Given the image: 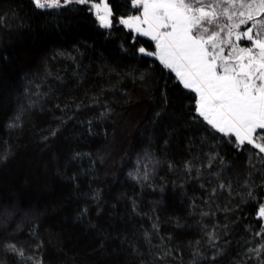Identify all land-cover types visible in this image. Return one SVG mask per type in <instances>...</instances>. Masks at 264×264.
Here are the masks:
<instances>
[{"label":"trees","instance_id":"obj_1","mask_svg":"<svg viewBox=\"0 0 264 264\" xmlns=\"http://www.w3.org/2000/svg\"><path fill=\"white\" fill-rule=\"evenodd\" d=\"M107 3L106 29L0 0V264H264V153L209 130L119 24L132 0Z\"/></svg>","mask_w":264,"mask_h":264},{"label":"snow or ice","instance_id":"obj_2","mask_svg":"<svg viewBox=\"0 0 264 264\" xmlns=\"http://www.w3.org/2000/svg\"><path fill=\"white\" fill-rule=\"evenodd\" d=\"M32 3L37 9L90 5L100 27H113L107 0ZM132 4L138 13L121 18L119 24L153 42L152 51L144 47L138 51L174 73L186 95L194 94L190 97L194 111L209 130L229 137L227 142L237 147L247 144L264 153V0H132ZM258 216L264 218V206ZM9 248L16 251L14 245Z\"/></svg>","mask_w":264,"mask_h":264},{"label":"rangeland","instance_id":"obj_3","mask_svg":"<svg viewBox=\"0 0 264 264\" xmlns=\"http://www.w3.org/2000/svg\"><path fill=\"white\" fill-rule=\"evenodd\" d=\"M93 12H94V10H93ZM94 16H95V12H94ZM130 17H131V16H129V17H127V18H130ZM95 18H96V16H95ZM123 26H124V25H123ZM242 27H244V26H242ZM124 28H125V29H128V28L125 27V26H124ZM106 29H107V28H106ZM128 30H129V29H128ZM134 33H135V32H134ZM135 34H136V33H135ZM136 35H137V34H136ZM145 38H147V37H145ZM147 39H148V38H147ZM173 75H174V73H173ZM258 217H259V216H258ZM260 219L262 220V222H263V226H264V218H261V217H260Z\"/></svg>","mask_w":264,"mask_h":264},{"label":"built area","instance_id":"obj_4","mask_svg":"<svg viewBox=\"0 0 264 264\" xmlns=\"http://www.w3.org/2000/svg\"><path fill=\"white\" fill-rule=\"evenodd\" d=\"M47 9V8H46Z\"/></svg>","mask_w":264,"mask_h":264}]
</instances>
